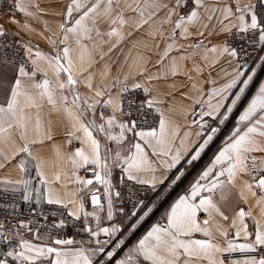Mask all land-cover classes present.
Here are the masks:
<instances>
[{"label":"snow or ice","instance_id":"obj_1","mask_svg":"<svg viewBox=\"0 0 264 264\" xmlns=\"http://www.w3.org/2000/svg\"><path fill=\"white\" fill-rule=\"evenodd\" d=\"M191 2L193 6L188 12L173 21L176 8L186 7L188 0H176L175 7L172 8L162 0H70L63 13L65 22L59 25L60 31L64 33L60 41L65 45L62 51L48 56L38 49L34 51L29 44H22L23 56L20 57V62L13 60L11 64L6 65L14 69L15 76L7 87L4 100L0 102V169L17 160L15 167L21 175L18 178H0V186H3L0 190L5 193H20L21 199L26 202L32 201L35 192L37 204L46 200L48 205H60L66 210L67 217H71L73 221H82L81 225L73 223L72 227L86 232L89 239L85 242L51 238L47 231L40 233L38 228L34 231L32 221L23 220L19 221L13 235L0 223V249L3 250L0 264H111L113 260L115 264H224L222 256L236 252L252 255L242 261H232V264H264V82L259 84L258 90L239 115L238 126L214 156L211 164L190 186L189 191L171 204L162 218L164 222L153 224L123 258L115 259L118 250H122L125 245L121 229L118 226H101L99 211L103 209V205L100 196L96 192L92 193L91 204L94 210L88 212L85 211L83 198L77 195L93 184V179L77 175L78 170L92 166L95 181L104 186L107 197L106 218L111 221L114 212L109 177L113 166H120L128 181L149 185L153 191L164 185L165 181H170L172 185L177 184L184 175V171L179 167L182 161L187 165L198 161L215 135L220 132V128L212 126L207 118L215 120L219 116V124H224L228 114L233 111L256 76V69L264 70V55H259V63L248 70L250 74L240 71L241 68H247V62L238 63L235 74L221 87H212L208 92H204L202 88L193 85L194 94L186 98L191 101L192 115H197L196 106L201 108L198 113L199 120L192 121L200 128L197 132L200 142L195 146H190L188 141L190 133H185L179 147L175 146L179 125L166 115L162 107L164 99L159 94L153 95V89L146 87L144 83L129 84L128 80H134V77L125 75L123 80L116 78L114 84L101 83L94 86L93 76L89 73L85 77V85L94 95L81 97L76 90V65L67 46L69 38L80 47L81 70L86 72L92 67L93 61L91 51L81 44V41L91 40L95 33L96 36L107 35L110 40L115 37L119 43L126 38L123 28L129 25L130 21L133 30L150 25L154 31L149 35L153 38L159 35L170 41L157 61L162 65L161 72L149 76L148 83L153 79L180 73L182 65L177 63L176 58L170 60L167 72L163 71V61L173 49L179 51L183 47H177V41L187 40L191 36L190 29L197 26L214 35L217 34L218 24L220 34L235 36L238 40L246 41L254 52L257 46L260 52H264V0H248L246 3L236 0L233 5L224 4L211 10L205 0ZM15 6L21 11H26L19 0ZM201 9L209 13L206 22H203ZM126 10L135 13L138 19L126 20ZM164 10H167L166 15L156 22V17ZM74 14H79L78 18L74 19ZM101 18L109 24L107 32L100 31L98 20ZM166 24L172 25L167 36L164 35L163 27ZM196 34L204 37V31L198 30ZM127 35H131V32ZM6 37L7 30L0 26V39L5 40V45ZM49 41L53 45L56 43L50 37ZM112 46L115 47L116 44ZM189 47L194 50L203 47L204 59H207L208 52H219L221 56L227 54L238 60L244 51L243 48L238 50L227 43L208 48L203 39ZM85 54L88 57L86 67ZM244 54L248 55L247 52ZM187 58L181 56L179 59L183 61ZM49 70L53 71L55 81L49 78ZM145 71L146 68L140 67L137 75H143ZM62 73L66 74V80L61 78ZM38 75L43 78L36 79ZM102 75L106 76L107 73ZM241 77L245 78L241 80ZM210 83L215 84V81ZM238 85L234 98L227 105L226 111L221 113V109L225 108V101L228 100V94ZM113 87L117 89L115 95L112 94ZM137 90L142 91L143 99H126L128 94H134ZM66 91L71 94V99ZM44 101L54 110L63 111L67 115V142L77 140L81 144V147L68 154H63L59 147L56 148L57 157L66 160L71 168L70 182L82 186L72 192L65 191L63 195L51 187L52 181L48 180L44 172L45 162L34 155L31 149L32 145L43 144L52 139L51 127L42 121L38 111L31 112V109L39 110ZM98 109L101 110L99 119L102 121L99 123L96 119ZM103 109H111V115L105 116ZM150 119H158V125L149 124ZM115 129L118 131H114ZM99 135L117 145H123L131 139L132 142L125 150L127 154L122 155L121 151H116L112 157L110 149L104 147L102 150L101 141L97 138ZM146 148H151L153 155L162 158L160 163L164 171L159 177L155 175L157 169L150 161ZM185 156L189 158L185 160ZM165 157L167 159H163ZM110 158L113 160L112 164L109 163ZM32 161L35 162L36 176L42 188H34L31 179L25 178L28 171L26 165ZM144 173L152 175L145 177L142 175ZM61 175L60 172L55 173L54 181H60ZM233 190L237 201L231 209L233 214L229 216L222 205ZM115 196L119 197L120 192H115ZM245 205L248 206L247 210ZM140 208H144L143 214L137 216ZM154 208L155 205L144 206V202L140 201L131 213L137 220L130 226V230L135 231L138 225L153 213ZM253 208L258 209L255 215ZM202 214L206 218L201 219ZM89 217L95 219L94 227L89 223ZM246 218L253 221V232H249ZM221 221L229 222L228 227H224ZM68 226L65 219L52 224L55 229ZM20 229L33 233L34 239L25 238ZM197 234L202 238H197ZM216 234L224 239L223 246L214 242ZM241 238L244 242H237ZM41 239H51V244L34 242Z\"/></svg>","mask_w":264,"mask_h":264},{"label":"crops","instance_id":"obj_2","mask_svg":"<svg viewBox=\"0 0 264 264\" xmlns=\"http://www.w3.org/2000/svg\"><path fill=\"white\" fill-rule=\"evenodd\" d=\"M22 6L26 9V11H21L22 20L15 23V27L22 37L25 44H29L33 50H39L42 53L53 56L56 55L57 52L62 51L64 44L60 43L63 38L64 33H62L59 29V25L65 22V16L63 15L66 6L70 3V0H19ZM90 2H94V0H90ZM163 3H167L170 8L175 7L176 0H162ZM236 0H205V3L208 5L209 10L213 7H221L224 4L233 5ZM240 3H246L248 0H239ZM255 2V0H254ZM123 6V4H122ZM192 2L188 0V4L184 8H176V14L173 15L172 19L175 21L178 16L185 15L189 8H191ZM167 10H164L158 14L156 17V22L161 20L166 15ZM201 12L204 16V21H207V15L209 13L204 12L201 9ZM28 13H32L29 15ZM79 14H74V19L78 18ZM124 18L128 20L129 18L138 19L136 14L131 11H125ZM91 23V21H89ZM132 21L129 22V25L123 28V32L125 33L126 38L117 43L115 37L109 39L107 35L104 36H96L95 33L92 35V39H84L81 41V44L87 46V48L91 51V59L93 61L92 67L88 69V71L81 70V49L75 43L74 40L69 38L67 42V46L70 49V56L75 62L74 75L78 81V85L76 90L81 94V97H89L93 96V92L90 91L85 85V77L89 75V73L93 76V84L94 86L97 84H114L116 78L123 80L125 75H129L130 77H134L133 79H129L128 83L131 84L133 82H141L144 83L146 87H150L153 89V95L159 94L162 99H164L165 103L162 107L165 110L167 116H169L172 120L175 121L177 125H179L178 137L175 141V146L179 147L180 140L184 138L185 133H190L188 137V141L190 146H195L200 142V137L197 136V132L200 131L198 124H193L192 121L199 120L198 113L200 112V106H196L197 115H192L190 113L191 101L186 97L188 95H193V85L195 84L197 88H202L204 92H208L212 87H221L228 80L231 79L232 75L235 74L237 61L227 54L219 55V52L213 54L211 52L207 53V59H204L205 56L204 49L201 47L200 49L194 50L189 47V45L198 44L201 39L204 41V45L208 48L212 46H219L224 44L225 38L227 34H220L219 27L220 25L216 24V33L214 35H210L209 31L204 30L201 26H197L190 29L191 36L185 39H179L177 41V47L183 45L179 51L173 49L167 58L163 61V71L167 72V66L172 58H176V61L179 65H182L181 71L176 76L168 75L166 78L161 79H153L150 83H148V77L157 75L162 70V65L158 64L157 61L160 60L163 51L166 48L167 43L170 41H166L164 38L157 35L153 38L149 35L150 32L154 31L153 27L150 25H144L139 30H133L131 26ZM215 23V21H213ZM227 23V21H225ZM98 25L101 32H107L109 30V24L106 20L100 19L98 20ZM164 27V35H168V31L172 28L171 24H166ZM204 31V37L197 36V31ZM131 32V35H127ZM49 37L51 40L55 41V45L50 43ZM116 44L115 47L112 45ZM111 48V51L109 49ZM181 56L188 57L187 59L181 61L179 58ZM103 57V58H101ZM141 57L143 60H141ZM88 57L85 54V64ZM146 61V62H145ZM231 61V62H230ZM43 63V62H41ZM7 62H3L0 64V102L4 100V96L7 90L9 83L14 79L15 72L11 67H7ZM140 67L146 68V71L143 75H137V71ZM256 67V66H255ZM240 71L248 73L247 69L241 68ZM261 68L256 69V76L253 78V81L249 84V87L246 89L245 93L241 97V100L237 102V105L233 108V111L228 114V119L224 124H219V116L213 120L212 118H207L209 123L214 127H219L221 130L229 125L228 133L222 138L218 140L219 133H217L209 145V147L202 153L201 158L194 162L197 163L204 158H206V162L200 172V174L209 166L214 158V156L219 152V150L225 145L228 141L229 136L232 131L238 126L239 115L243 112L244 108L247 107V104L251 100L252 96L258 90L259 84L264 82V70ZM103 73H107V75H102ZM49 78L55 81L56 77L53 74L52 70H49ZM191 77V79H189ZM41 76L39 79H42ZM61 78L66 80V74L62 73ZM245 77H241L243 80ZM37 79V78H36ZM38 79V80H39ZM210 81H215V84L210 83ZM239 85L237 88H233L228 94V100L225 101V108L221 109V113L226 111V107L230 104L232 98H234V93L238 91ZM117 89L115 87L112 88V94L115 95ZM69 98L71 99V94L67 93ZM206 98V97H205ZM43 106L37 109H31L32 113L39 112V115L42 121L51 127L52 131V139L46 140L43 144L32 145L31 149L34 155H37L41 158L44 164V172L49 181H52L51 187L55 189L59 194L63 195L65 191L72 192L75 191L77 187H82L80 185H76L70 182L72 172L70 166L67 164L66 160L60 159L56 155V148L59 147L63 154H68L74 152L77 148L81 147V144L77 140H73L71 143H68L69 137L66 135V131L68 129V118L67 115L63 111H56L53 109L51 105H49L46 101L42 102ZM101 110L98 109L96 119L97 122H102L99 119V112ZM105 116L111 115V109H103ZM89 118H91V113H89ZM241 127H243L241 125ZM114 131H118L115 129ZM79 135V133L77 134ZM95 135V133H94ZM97 138L101 141L102 150L104 147L111 150V155L114 157L116 151H121L122 155L127 154L126 149L129 147V144L132 142L131 139L123 145H117L113 141H107L104 139L103 135L97 136ZM148 152L149 159L152 162L153 166L157 169L155 175L158 177L163 174V166L160 163L161 157L152 154L151 148H146ZM190 155V154H189ZM189 156H185V160L188 159ZM163 159H167L166 157ZM18 163L17 160H13L10 164L6 165L5 168L0 169V178L10 176L12 178H18L21 173L15 167ZM109 163L112 164L113 160L110 158ZM27 173L25 174V178H30L32 181V185L34 188H42V184L39 178L36 176L35 170V162L27 163ZM188 166L184 161H182L181 169ZM91 167L88 169H79L77 175L81 176L85 179H93V184L89 185L83 191L79 192L78 197L83 198V203L85 207V211L91 212L94 210L93 205L91 204V195L93 192L98 194V191L101 190L104 186L95 181ZM60 172L61 180L54 181V174ZM103 174V173H102ZM200 174L194 180L192 184L196 182L199 178ZM145 177H150L151 173L142 174ZM120 177L124 176L122 169L120 166H113L111 168V175L109 177L112 185V198H113V219L111 221L107 220L106 212L107 209H102L99 211V215L101 216V226L111 227L118 226L123 233L122 238L125 240V245L122 250H118V255L115 259L123 258L125 253L131 249L143 235L150 229V227L146 228L141 234L133 240H130L134 235L135 231L130 230V226L133 223H136L135 218H133L129 213H126L125 202L123 200L122 195L119 197L115 196V192L118 191V181ZM166 182V181H165ZM191 184V185H192ZM66 185V187H65ZM190 185V186H191ZM161 186V185H160ZM190 186L186 189V193L189 191ZM119 192V191H118ZM228 200L222 205L226 209V214L231 216L233 212L231 209L236 205L237 197L235 191L228 194ZM178 199V198H177ZM37 196L36 193L33 192V199L29 203L36 204L37 206H41L44 203H47L46 200H41L39 204L36 203ZM175 202V201H174ZM172 204V203H171ZM171 204L168 206L170 208ZM71 207V206H70ZM247 210V205L244 206ZM123 209L121 212L120 210ZM167 209V210H168ZM167 212V211H166ZM258 209L253 208L254 215L257 214ZM206 218V216H205ZM89 223L91 226H95V219L93 217H89ZM219 219V218H217ZM245 222L249 226V232L254 231V223L251 219L246 218ZM224 227H228V223L226 221H221ZM138 228V227H137ZM136 228V229H137ZM231 231V230H230ZM120 235L119 233L117 234ZM234 235V232H232ZM29 240H33V233H29L24 236ZM103 238V237H102ZM197 238H202L200 234H197ZM89 239L88 234L85 235L82 241L87 242ZM251 239V237H250ZM131 241V242H130ZM34 242L37 243H45L51 244V239L49 240H36ZM215 243L224 245V239L216 234ZM237 242L242 243L244 240L241 238ZM85 246L87 244L85 243ZM250 254H242L239 252L224 254L222 258L224 259V264H232V261H242L246 259ZM103 259H107L103 257ZM11 260V258H9ZM111 264H115L114 260Z\"/></svg>","mask_w":264,"mask_h":264},{"label":"built area","instance_id":"obj_3","mask_svg":"<svg viewBox=\"0 0 264 264\" xmlns=\"http://www.w3.org/2000/svg\"><path fill=\"white\" fill-rule=\"evenodd\" d=\"M16 3L17 0H0V26H3V28L7 30L6 45L5 40L0 39V61H2L0 64L3 62L12 63L13 60L20 62V57L23 56L21 45L25 43L15 27V23L22 20V13L15 6ZM13 21L16 22L13 23ZM226 37L224 43L238 50L243 48L244 51L241 52L240 57L238 60L236 59V61L241 64L247 62V68L244 69L250 70L255 67L259 63L257 57L259 55H264V52H260L259 46H257V50L254 52L246 41L238 40L235 36ZM245 52H247L248 55H245ZM30 67L31 65H29V68ZM40 77L41 75H38L36 78L39 79ZM127 98L141 100L144 98V95L142 91L137 90L134 94H128L126 99ZM149 124L157 126L158 119H150ZM142 127L146 126L142 125ZM228 130L229 125L221 130L218 140L222 139L228 133ZM2 187L3 186H0V189H2ZM117 188L130 214L134 208L139 205L140 201L144 202V206L155 205L153 213L150 214L146 221L149 222L161 212L162 206L171 197L178 191L184 190V185L181 181L175 185H172L170 181H166L164 185L159 186L157 190L153 191L149 185L136 184L135 182L128 181L126 177H120ZM166 191L171 194L169 193L168 199L162 203L160 199ZM98 195L100 196L103 209H107V197L104 193V187L98 191ZM143 211L144 208H140L137 212V216L142 215ZM60 219H65L69 226L64 229L53 228L52 224L58 222ZM135 219H137V217ZM21 220L25 222L32 221L31 226L34 231L36 228L39 229L40 233L47 231L51 238H66L82 241L87 234L77 227H72L73 223L81 225L82 221H73L71 217H67L66 210L60 205H48L44 203L41 206H37L36 204L23 201L20 193H5L0 190V223H3L5 228L10 230L14 235L17 230V225ZM20 231L23 236L29 234V232L24 229H20ZM135 236L136 233L130 240H133ZM262 253H264V250H262ZM2 256L3 250L0 249V257Z\"/></svg>","mask_w":264,"mask_h":264},{"label":"rangeland","instance_id":"obj_4","mask_svg":"<svg viewBox=\"0 0 264 264\" xmlns=\"http://www.w3.org/2000/svg\"><path fill=\"white\" fill-rule=\"evenodd\" d=\"M8 63V62H7ZM206 162V158H204L203 160L197 162V163H193L192 165H188L186 167H184V169H182L184 171V175L181 178V182L184 185V190L183 191H178L173 197H171L163 206L161 209V212L155 216V218L152 221L146 222L148 218L145 219V221L141 222L138 225V228L136 229V237L141 234L146 228L150 227L151 225L157 223V222H164L162 220V218L166 215V211L168 209V206L173 203L180 195H183L186 193V189L194 182V180L197 178V176L200 174L204 164ZM179 181V182H180ZM170 192L166 191L165 194L162 195L160 201H162V203L168 199V196L171 194H169ZM129 215H131L129 213ZM132 216V215H131ZM136 218V217H133ZM205 218V216L202 214L201 215V219Z\"/></svg>","mask_w":264,"mask_h":264},{"label":"trees","instance_id":"obj_5","mask_svg":"<svg viewBox=\"0 0 264 264\" xmlns=\"http://www.w3.org/2000/svg\"><path fill=\"white\" fill-rule=\"evenodd\" d=\"M118 183H119V181H118ZM125 207H126V204H125ZM126 213H129V211H128V208L126 207Z\"/></svg>","mask_w":264,"mask_h":264}]
</instances>
